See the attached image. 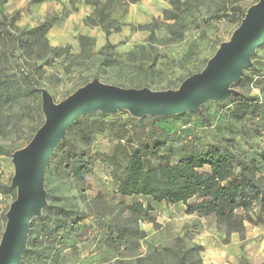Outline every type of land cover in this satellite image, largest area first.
Wrapping results in <instances>:
<instances>
[{
  "label": "rangeland",
  "instance_id": "1",
  "mask_svg": "<svg viewBox=\"0 0 264 264\" xmlns=\"http://www.w3.org/2000/svg\"><path fill=\"white\" fill-rule=\"evenodd\" d=\"M157 1H140V5L130 15L120 18L122 21L125 18V22L118 33H111L107 37L103 32L101 37L93 38L94 46L83 57L79 56V52L73 51H70L69 56L64 54L61 57L48 53L45 65L41 70H36L40 108L41 89H46L53 102L59 103L93 79L121 88L177 90L185 79L205 68L220 44L229 41L240 25L238 17L228 16L229 9L239 6L246 13L258 0H193L189 26L183 39L176 42L169 40L165 27L161 24L163 11L161 12L160 7L168 9L170 6L165 0H159V5ZM116 12L120 13L118 9ZM154 13L160 14L153 17ZM154 19L157 23L149 29L153 32L138 30V25L151 24ZM107 45L109 46L106 47ZM255 55L251 59V65L242 71L251 80L234 83L236 85L230 87L234 92L227 100L204 102L196 113L186 112L191 114L183 118L161 119L159 124L184 136L198 135L205 143L218 136L232 139L234 147L238 149H264V131L258 133L250 122H235L231 119V112L235 109L234 97L237 94L257 96L264 101V49L259 47ZM18 63L25 69L21 60ZM34 104L33 101L29 106L34 108ZM25 111L23 101L3 108L0 123V150L3 151L0 154V185L10 186L14 175L13 153L25 147L44 122L42 110L39 115L34 110ZM124 112L127 111L118 110L110 114L108 119L122 121L127 118ZM78 119L82 122L84 117ZM132 126L133 124L126 125L125 128L131 129ZM85 130V136L77 130L70 135L66 132L64 139H69L68 148L72 151L90 152L94 162L93 173L85 177L83 185L79 184L65 168L64 152L59 153L55 149L45 171L44 190L47 205H63L80 219L78 226H93L86 238L78 240L72 231H56L51 224H42L38 219L44 213L43 209L33 223L32 242L37 247L29 264H104L125 256L107 247L102 241L101 230H97V223L101 218L112 222V226L123 225L126 214L120 211L118 204L135 200L115 191L116 183L112 172L119 174L122 171L124 157L118 153L116 165L111 166L113 161L109 156L115 152L116 143L111 138L112 132L93 136L89 127ZM88 137L90 139L86 142ZM55 155L58 157L55 158ZM174 160L175 158L173 162ZM15 197L0 194V215L6 214ZM152 215L155 225L143 220L138 223V228L146 233V237L140 242L141 256L146 257L154 249L170 247L174 251L169 253L167 260L173 261L174 254L185 244L187 247H202L201 264H264L257 257L247 258L243 255L233 256L226 262L218 260L216 255L218 249L222 248L219 242L228 243L230 235H226L223 226L213 216L187 215L181 205L175 207L165 204H160ZM5 223L1 225L2 233ZM248 235L249 229H246L245 238L241 240L242 247L247 244ZM207 245L210 246L206 250L204 246ZM41 252H44V256L39 258ZM193 257L196 259V256ZM207 260L216 262L209 263ZM124 262L136 264L132 259H124Z\"/></svg>",
  "mask_w": 264,
  "mask_h": 264
},
{
  "label": "trees",
  "instance_id": "2",
  "mask_svg": "<svg viewBox=\"0 0 264 264\" xmlns=\"http://www.w3.org/2000/svg\"><path fill=\"white\" fill-rule=\"evenodd\" d=\"M165 1L170 8L163 9L161 24L165 27L170 41L182 40L192 17L193 0ZM6 2L7 0H0V123L3 108L20 101L25 103V113L32 110L38 115L41 113L36 70H41L45 65L48 53L61 57L64 54L69 56L71 51L70 46H49L46 36L57 16L49 15L32 28L18 27L16 21L19 12L7 14L4 8ZM85 2L94 9L92 14L84 19V24L99 27L108 37L111 33L121 30L123 23L119 19L127 14L131 4L140 0ZM117 9L120 13L116 12ZM229 11L228 16L238 17L239 22L246 14L239 6L231 7ZM156 23L157 20L154 19L151 24L138 25L137 28L153 32L149 29ZM77 40L79 56L83 57L94 46V39L79 35ZM260 49H264V44ZM19 60L25 64V69L22 64L19 65ZM250 80L251 78L241 75L240 82ZM234 98L235 109L231 112V119L235 122H250L258 133L264 131V101L257 96L243 94H237ZM33 101L34 108L29 106ZM124 113L127 118L117 121L109 120L110 114L97 111L83 116L85 120L82 122L76 119L66 131L70 135L77 130L83 136L88 127L93 136L112 132L111 138L116 140V143L115 152L109 156L113 161L111 166L116 165L118 153L124 157L122 171L119 174L112 172L116 183L115 191L123 197L135 200L118 204L120 211L126 214L123 225L112 226V222L101 218L97 223V230H101L102 241L107 247L125 256L104 264H125L124 259H132L136 264L202 263V247H187L185 244L174 254L173 261L167 260L169 253L174 251L170 247L154 249L146 257L141 256L140 242L146 237V233L138 228V223L143 220L155 225L152 212L160 204L175 207L181 205L187 215L213 216L216 222L224 227L227 236L236 233L240 240L245 238V224L264 227V149H238L234 147L232 139L218 136L205 143L198 135L184 136L159 124L161 119L183 118L191 113L156 118H134L127 112ZM131 124V129L125 128ZM89 139L88 137L85 141L88 142ZM68 144V138L62 139L56 150L59 153L64 152L65 168L76 182L83 185L85 177L93 173L92 156L87 151H72ZM57 157L58 155H55V158ZM0 194H11L15 197V190L8 185H0ZM43 212L38 219L42 224L49 223L56 231H72L78 240L86 238L93 226H78L80 219L63 205H47ZM35 220L37 219L34 218L30 223L27 248L19 264H29L36 252L37 246L32 242L31 233ZM5 221L4 213L0 215V236L1 225ZM44 252L38 257H43Z\"/></svg>",
  "mask_w": 264,
  "mask_h": 264
},
{
  "label": "water",
  "instance_id": "3",
  "mask_svg": "<svg viewBox=\"0 0 264 264\" xmlns=\"http://www.w3.org/2000/svg\"><path fill=\"white\" fill-rule=\"evenodd\" d=\"M264 44V0L251 6L229 41L221 43L205 68L185 79L177 90L121 88L93 79L59 103L41 89L42 126L31 141L12 155L10 187L16 197L5 214L0 239V264H19L26 249L29 226L46 207L44 176L49 160L67 129L79 117L97 111H127L134 118H156L198 112L207 101L221 102L233 94L244 68Z\"/></svg>",
  "mask_w": 264,
  "mask_h": 264
},
{
  "label": "crops",
  "instance_id": "4",
  "mask_svg": "<svg viewBox=\"0 0 264 264\" xmlns=\"http://www.w3.org/2000/svg\"><path fill=\"white\" fill-rule=\"evenodd\" d=\"M140 1L144 2V0ZM141 2L131 4L125 18ZM157 4L159 5V0ZM4 8L7 14L15 11L19 12V17L16 21L18 27L32 28L43 22L48 15L57 16L54 25L46 36L49 45L52 47L70 46L71 51L78 52L79 42L77 37L79 35L90 38L101 37L103 35V31L99 27H89L84 24V19L91 15L94 9L85 0H77L76 2H71L70 0H7ZM160 9L162 12L165 8L160 7ZM159 14L154 13L152 16L156 17ZM125 18L123 21L119 20L124 23ZM245 225L246 229H249L247 244L242 247L243 244L238 234L231 233L228 243L223 244L219 242L222 248L218 249L216 255L218 260L226 262L233 256L240 257V255H243L247 258L257 257L264 262V227ZM223 230L225 232L224 227ZM222 238H224V235ZM210 245L204 246L206 250ZM212 251L215 250L213 249ZM207 261L209 263L216 262V260Z\"/></svg>",
  "mask_w": 264,
  "mask_h": 264
}]
</instances>
